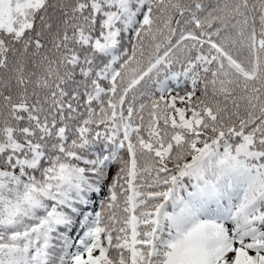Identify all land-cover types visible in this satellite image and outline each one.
<instances>
[{"label":"snow or ice","instance_id":"1","mask_svg":"<svg viewBox=\"0 0 264 264\" xmlns=\"http://www.w3.org/2000/svg\"><path fill=\"white\" fill-rule=\"evenodd\" d=\"M0 264H264V0H0Z\"/></svg>","mask_w":264,"mask_h":264}]
</instances>
